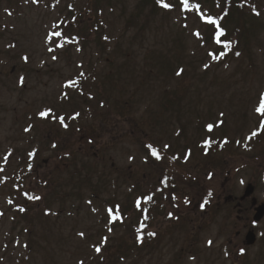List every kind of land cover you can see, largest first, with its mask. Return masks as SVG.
Masks as SVG:
<instances>
[{"label": "rangeland", "instance_id": "rangeland-1", "mask_svg": "<svg viewBox=\"0 0 264 264\" xmlns=\"http://www.w3.org/2000/svg\"><path fill=\"white\" fill-rule=\"evenodd\" d=\"M88 1L0 0V264H264V218L235 209L248 184L264 202V0L231 56L204 0L103 1L95 20ZM143 195L153 218L125 250Z\"/></svg>", "mask_w": 264, "mask_h": 264}, {"label": "trees", "instance_id": "trees-1", "mask_svg": "<svg viewBox=\"0 0 264 264\" xmlns=\"http://www.w3.org/2000/svg\"><path fill=\"white\" fill-rule=\"evenodd\" d=\"M103 1L109 2V0H89L87 6H85L83 10V14H80L79 16H87L88 18L94 17L99 18L100 12H101V3ZM208 2L211 6L213 4V8L216 6L219 7L218 11L213 12L210 9V13L207 14L204 17V22L206 26L208 25L211 27V35L210 38L207 39V41H212L215 43V51H222L226 53L227 56L234 55V51L238 50L240 38L241 40H248L249 31H247V15H248V9H251V11L254 9V2L253 0H204V2ZM150 2L152 5L151 13L155 14L157 12L168 11L171 8H173L174 5L177 3H183L184 0H140L139 6L142 8L145 4ZM171 5V7H165L164 5ZM202 0H187V7H185V10H187L189 7H195L198 6L200 9L202 8ZM201 14V13H200ZM94 16V17H93ZM253 17H256V11L252 13ZM76 19V18H75ZM74 19V20H75ZM95 20V18H94ZM75 22V21H74ZM95 22V21H94ZM73 23V22H72ZM210 39V40H209ZM158 148V147H157ZM156 147L150 148V152L152 153V149H155L158 153V157L160 159L167 161L166 163L172 165L173 162L171 158L169 159L167 154H164L163 152H159L160 149H157ZM157 156H155L156 158ZM175 168L176 173H181L180 169L176 166L171 168V172H175L173 169ZM176 178V179H175ZM165 179V180H164ZM178 176L172 175L170 173H166L164 177L162 178L163 183H165V187L167 190L170 191V193H174L176 197L179 196V194L175 193L176 189H180V187L175 183V180L177 182ZM193 180L194 178L191 177ZM145 197H150L148 195H143ZM152 196L151 199H146L145 201H140V204L137 205L135 208L140 215H144V212L148 210L152 202ZM115 209H118L115 207ZM150 210V209H149ZM121 213V220L124 219L126 211H122ZM150 227V220L147 219V222L143 225L138 223V225L134 226V240L135 244H129L127 242H121V245L126 243L127 246H124L125 250L131 249L136 246V248H140L142 245V233L143 231L149 230ZM139 228V232L138 231ZM135 245V246H132ZM120 247L115 248L114 253L118 252L120 250ZM120 252V251H119Z\"/></svg>", "mask_w": 264, "mask_h": 264}, {"label": "snow or ice", "instance_id": "snow-or-ice-1", "mask_svg": "<svg viewBox=\"0 0 264 264\" xmlns=\"http://www.w3.org/2000/svg\"><path fill=\"white\" fill-rule=\"evenodd\" d=\"M184 5H185V7H187V0H184ZM164 6H165V7H171V5H168V4H166V5H164ZM257 111H258V112H261V113H264V96H262V98H261V104H260V107L257 108ZM40 115H41V116H46V115H47V112H42V113H40ZM62 120H63V117H61V121H62ZM209 128H211V125H209ZM148 147L151 148V145H149ZM166 147H167V146H166ZM152 155L157 156V158H159V157H158V153H157V151H156L155 149H152ZM148 199H151V197H148ZM108 212H109V215L111 216V214H112V209H111V208L108 209ZM96 250L99 251L100 249L97 248Z\"/></svg>", "mask_w": 264, "mask_h": 264}, {"label": "water", "instance_id": "water-1", "mask_svg": "<svg viewBox=\"0 0 264 264\" xmlns=\"http://www.w3.org/2000/svg\"><path fill=\"white\" fill-rule=\"evenodd\" d=\"M252 191H253V187L249 185L247 190H246L245 196L250 195L252 193ZM257 210H258V213L256 214L255 218L257 220H259V219H261V217L264 214V205L258 207ZM254 240H255L254 239V235L252 233H250L249 236H248V243H253Z\"/></svg>", "mask_w": 264, "mask_h": 264}]
</instances>
